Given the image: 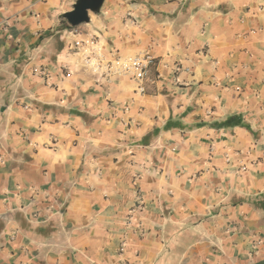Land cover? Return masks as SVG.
I'll return each instance as SVG.
<instances>
[{
  "label": "crops",
  "instance_id": "1",
  "mask_svg": "<svg viewBox=\"0 0 264 264\" xmlns=\"http://www.w3.org/2000/svg\"><path fill=\"white\" fill-rule=\"evenodd\" d=\"M81 1L0 0V264H264V0Z\"/></svg>",
  "mask_w": 264,
  "mask_h": 264
},
{
  "label": "built area",
  "instance_id": "2",
  "mask_svg": "<svg viewBox=\"0 0 264 264\" xmlns=\"http://www.w3.org/2000/svg\"><path fill=\"white\" fill-rule=\"evenodd\" d=\"M74 53H82L84 63L96 74H106L107 76L121 75L127 76L137 84L139 93H146V83L151 78V65L154 62L150 55H137L133 58L116 57L115 60L105 61L102 54L96 52V42L94 39L76 41L71 46ZM124 245L122 246V250Z\"/></svg>",
  "mask_w": 264,
  "mask_h": 264
},
{
  "label": "water",
  "instance_id": "3",
  "mask_svg": "<svg viewBox=\"0 0 264 264\" xmlns=\"http://www.w3.org/2000/svg\"><path fill=\"white\" fill-rule=\"evenodd\" d=\"M102 0H83L66 17L72 25H79L89 20L88 11L97 10Z\"/></svg>",
  "mask_w": 264,
  "mask_h": 264
},
{
  "label": "rangeland",
  "instance_id": "4",
  "mask_svg": "<svg viewBox=\"0 0 264 264\" xmlns=\"http://www.w3.org/2000/svg\"><path fill=\"white\" fill-rule=\"evenodd\" d=\"M74 52V51H73ZM78 55V58H76V60H75V62L76 63H79V60H80V62L81 63H84V60H83V54L82 53H79V54H77ZM83 66L85 67V68H89L85 63L83 64ZM90 69V68H89ZM92 71V70H91ZM93 72V71H92ZM94 73V72H93Z\"/></svg>",
  "mask_w": 264,
  "mask_h": 264
}]
</instances>
